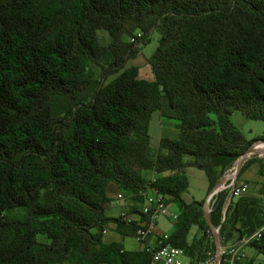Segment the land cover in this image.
<instances>
[{
	"label": "trees",
	"instance_id": "1",
	"mask_svg": "<svg viewBox=\"0 0 264 264\" xmlns=\"http://www.w3.org/2000/svg\"><path fill=\"white\" fill-rule=\"evenodd\" d=\"M153 30L149 82L126 63ZM154 112L179 122L178 138L161 139L156 155ZM236 112L264 122V0H0V264H151L143 250L102 240L109 223L133 235L105 216L106 189L136 194L144 171L178 208L166 243L190 264L205 259L214 237L204 203L182 200L183 170L203 171L209 194L264 141L243 139ZM263 195L264 183L228 205L229 191L214 197L209 220L221 245L264 225ZM250 246L264 255V235Z\"/></svg>",
	"mask_w": 264,
	"mask_h": 264
},
{
	"label": "built area",
	"instance_id": "2",
	"mask_svg": "<svg viewBox=\"0 0 264 264\" xmlns=\"http://www.w3.org/2000/svg\"><path fill=\"white\" fill-rule=\"evenodd\" d=\"M141 39L142 34L137 32L129 38L128 42L131 45H137ZM257 143L259 142H256L252 145L251 153L244 155L242 159L239 157L235 163L224 172L223 176L220 178L222 179V182L219 188L211 191L207 195L204 201L205 211L203 210L205 217L210 216V213L213 209L214 197L219 192L229 191L226 205H228L232 200L237 199L246 193L248 190V184L237 183L238 173L243 164L248 161L250 155L252 153L259 152V150H253V146H255ZM241 160L242 162L240 164ZM127 197L137 198L140 200L138 210L139 218L137 221H135L129 215L121 213L118 216V220L121 223L133 226V237L136 242L141 245L142 250L150 255L151 264H190L185 258L182 250L166 243L169 235L163 234L160 236H154L159 219L165 217H169L171 221H175L177 219V214L170 212L166 196H164L154 185V181L147 183L136 194H124L120 192L116 196V199L124 200ZM209 227L212 234L216 236V240H214L215 254L213 257H208L204 261H198L195 264H221L223 258H225L227 264H244L246 259L244 247L250 245L253 242H258L264 235L263 225L250 236L243 237L233 244L221 245L218 239L219 228H214L211 225H209ZM183 259H186V261H183Z\"/></svg>",
	"mask_w": 264,
	"mask_h": 264
},
{
	"label": "crops",
	"instance_id": "3",
	"mask_svg": "<svg viewBox=\"0 0 264 264\" xmlns=\"http://www.w3.org/2000/svg\"><path fill=\"white\" fill-rule=\"evenodd\" d=\"M149 82H151V81H149ZM158 116L159 117H158L157 122L160 124L161 128H163L162 125H164V124L160 121V119L161 118L164 119V117H162L160 115V113H158ZM152 118H153V116H151V119L149 122L148 134L150 131V125H151ZM165 119L174 120V119H169V118H165ZM167 125H170V124H167ZM178 136H179V134H178ZM178 136H177V138H178ZM163 138H165V137H163V135H157L158 148H159V143H160L161 139H163ZM177 138H173L170 140H175ZM167 139H169V138H167ZM261 148L263 149V147H261ZM252 167H256V169L254 170L255 175L253 177H250V178L244 177L241 180L238 179L239 183L248 184V190L246 191L244 196H248V195L249 196H258V191H259L260 185L262 183H264V181L260 178V175L258 174L259 167H257L256 164L250 165V167L245 172H247ZM195 170H197L199 172H203L201 170H198V169L192 168V167H187L183 170V174L188 181V188H187L186 192L184 194H182V200L187 204H189L191 202H203L204 203L205 198L208 195L209 184H208V180L206 178V175L204 174V172L202 175L201 173H199ZM245 172L243 173V175L245 174ZM165 175H169V173H166ZM142 177L147 183H149V182H153L158 176L153 171H144L142 173ZM120 192H122V191L115 184L111 183L108 185V187L106 189V196L108 198V202L104 205L105 216L108 218H111V219H117L118 220V216L121 213H125V214L129 215L132 219L137 221L139 218L138 217V210H139L140 200H135V198H128V197L125 198L124 200H117L116 196ZM262 201H264V195L262 196ZM169 210H170V212H172L174 214H178V208L175 204H172V203L169 204ZM162 220H163L162 224H159V222H158L157 227L155 229L154 236H160L163 234L170 235L173 233L174 221H172V225H171V227H169V225H167L166 222H170L171 221L170 218L165 217ZM196 233H197V231L195 233H193L191 238H189V236H188L189 242L196 235ZM102 240L104 243H112V242L120 243L122 245L123 250H125V251H140V250H142L141 245L138 242H136L133 235L124 236V235H120L118 232H116V225L114 223H109L104 227V229L102 230ZM228 244H230V243H228ZM231 244H233V243H231ZM244 250L246 253V259H245L244 264H258L257 262L259 261L260 254H258L256 252V250L253 249L250 245L245 246Z\"/></svg>",
	"mask_w": 264,
	"mask_h": 264
},
{
	"label": "rangeland",
	"instance_id": "4",
	"mask_svg": "<svg viewBox=\"0 0 264 264\" xmlns=\"http://www.w3.org/2000/svg\"><path fill=\"white\" fill-rule=\"evenodd\" d=\"M96 34L100 45H107L109 43L110 37L106 31L98 30ZM159 38L160 36L157 31L155 30L151 31L149 35L144 39L143 44L139 46L136 55L133 58L129 59L126 63V67H136L138 69L139 79L145 81H153V74L148 61L153 57V55L157 50ZM158 113L159 112L153 113L152 115L153 118L151 121L150 131H149V148H150V153L152 155H156L158 153L157 135H163V137L165 138L173 139V138H177L179 134V129H178L179 122L177 120H168L165 118L164 119L161 118L160 121L164 124L162 125L163 128H161L160 124L157 122L159 117ZM210 118L212 120H215V115L210 114ZM230 120L232 124L238 129V131L240 132L241 136L245 141L250 142L258 138H264V122L247 119L238 112L234 113L230 117ZM262 147L263 149L260 148L259 152L252 153L250 155V158L248 159L242 172L239 175V180H241L244 177L250 178L255 175L254 170L256 169V167H252L247 172H245L252 164H256L257 167H259L258 163H262L263 168H261V170L264 174V144ZM191 160L192 158L189 156L184 158L185 162H190ZM244 172L245 174L243 175ZM199 173L203 175V172H199ZM260 178L264 181V175L263 176L260 175ZM235 200L236 199H234V201ZM162 219L163 218L158 220L159 224L163 223ZM166 224L169 225V227H171L172 221L166 222ZM196 231L197 229L195 227H192L189 233V238H191L193 233H195ZM37 240L41 243L46 242V238L43 235H38ZM214 254H215L214 249L209 248V250L205 254L206 256L205 259H207L208 257H213ZM205 259L201 261H204ZM183 261H186V259H183ZM257 263L264 264V255L259 256V261Z\"/></svg>",
	"mask_w": 264,
	"mask_h": 264
},
{
	"label": "water",
	"instance_id": "5",
	"mask_svg": "<svg viewBox=\"0 0 264 264\" xmlns=\"http://www.w3.org/2000/svg\"><path fill=\"white\" fill-rule=\"evenodd\" d=\"M258 142H261V143L264 144V141H258ZM251 152H252V146H251V147H250V148H249V149H248L243 155L240 156V159H242V157H243L244 155L249 154V153H251ZM241 162H242V160L240 161V164H241ZM221 182H222V179H220V180L218 181V183L215 185V187L212 189V191L218 189L219 186L221 185ZM203 210L205 211L204 204H203ZM205 218H206V221L208 222V224L211 225V224H210L209 217H205ZM213 237H214V240H216V236H215L214 234H213Z\"/></svg>",
	"mask_w": 264,
	"mask_h": 264
},
{
	"label": "bare ground",
	"instance_id": "6",
	"mask_svg": "<svg viewBox=\"0 0 264 264\" xmlns=\"http://www.w3.org/2000/svg\"><path fill=\"white\" fill-rule=\"evenodd\" d=\"M263 146V143H257L255 146H253V150H260V148Z\"/></svg>",
	"mask_w": 264,
	"mask_h": 264
}]
</instances>
